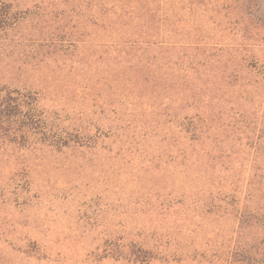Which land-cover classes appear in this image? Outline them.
<instances>
[{
  "label": "rangeland",
  "instance_id": "1",
  "mask_svg": "<svg viewBox=\"0 0 264 264\" xmlns=\"http://www.w3.org/2000/svg\"><path fill=\"white\" fill-rule=\"evenodd\" d=\"M4 1L28 12L17 31L26 33L34 27V38L46 40L35 39L20 53L8 50L0 64V88L17 89L12 96L24 103L21 113L12 107L3 113L0 131V264H228L237 225L234 217L214 211L191 221L190 225L204 221L199 234L200 229L178 234L180 227L185 228L181 220L168 228L158 213H147L148 203L141 198L146 193L156 208L162 200L163 206L174 199L186 204L197 200L195 193L203 187L198 183L194 190L186 181L179 182L178 159H170L179 150L173 140L175 115L185 103L174 97L168 100L172 91L154 87L146 67L122 62L112 46L115 1ZM142 1L144 5L147 0ZM181 1L184 9H175L168 22L162 24L161 4L159 15L142 17L141 23L153 25L152 30L143 26V31L160 33L141 39L148 47L145 59L163 55L175 61L184 51L171 45L192 41L184 35L183 24L175 21L188 10L186 1ZM207 1V33L226 54L215 70L218 77L223 74L226 85L230 83L232 99L243 96L234 105L238 112L234 122L220 129L218 137L236 147L247 145L249 159L254 149L248 145H257L255 168L251 171L250 162L243 161L247 164L236 171L234 180L240 187L235 199L250 211L263 207L260 213H264V0ZM162 41L169 47L164 53ZM195 104L190 113L201 105ZM12 114L15 120H10ZM153 130L161 136L149 139ZM122 133L130 144L118 143ZM164 134L171 135L170 143L163 141ZM118 146L127 148L121 157L102 152L105 147L114 154ZM141 147L149 154H141ZM217 169L222 174L213 175L212 189L223 196L229 192L222 183L226 173L221 166ZM248 181L263 185L252 202L246 201ZM155 193L161 198L156 199ZM207 197L208 193H200V201ZM221 206L228 207L225 202ZM250 230L240 237L243 245L252 243ZM239 258L244 264L248 261Z\"/></svg>",
  "mask_w": 264,
  "mask_h": 264
},
{
  "label": "trees",
  "instance_id": "2",
  "mask_svg": "<svg viewBox=\"0 0 264 264\" xmlns=\"http://www.w3.org/2000/svg\"><path fill=\"white\" fill-rule=\"evenodd\" d=\"M114 1L111 8L118 9V11H113L117 20L114 21L115 26L111 28V30L114 31L112 33L110 31L109 35V39H111L113 43L112 46L115 47L114 50L118 51L117 55L122 62L133 63L132 65H140L143 68L146 67L151 74V76H148L149 79L155 81L153 84L154 87H160V91H172L173 95L169 97L168 100L171 101L174 97L175 101L185 103L183 104L184 106H180L175 115L177 119V131L175 135L176 138L173 140L178 144L179 150L171 153L170 156L172 158L170 159H178L175 163V168L177 170V180H179V182L186 181L185 185L194 190V185L197 186L198 183H201L203 187L200 188L201 191L195 193V195L198 196L197 200H190L186 204L182 200L178 199L175 201L174 199L172 202L167 203L166 206H163L164 203L162 202L164 201L162 200L156 208H154L151 202L152 195L146 193L147 195L141 196V198H146L145 201L148 203L147 213H158L162 217L161 221H166L165 224L168 228L170 224H175L177 221L181 220L185 228L180 227L177 232L178 234H181L184 230L194 233L200 229L197 232V234H199V232L203 231L202 224L204 221H198L194 225H190L191 221L203 220L206 216L214 213V211L219 212L222 210V214H227L237 220L236 229L233 230L234 236L231 237L232 246L229 250L228 264H244V259L242 261V259L239 258L242 256L248 260L246 264H264V236L261 237L260 235H264V213H260L263 207H254V211H250L246 206H240L235 199V193L238 192L240 187V181L238 180L236 182L234 180L238 175L236 171L239 167L242 168L241 165L247 164L243 163V161L250 162L248 168H250L251 171L252 168H255L257 163V156L255 154L257 145H248L250 148L254 149L253 156L249 159L245 156L247 153V145L239 144L236 147L235 145L225 143V140L218 137V131L220 129L223 130L234 122L238 114V112L235 111L234 105H236V102L240 101L239 98H243V96L238 95L236 99H232L233 91L228 87L230 83L226 85L224 83L223 74L220 73L218 77V72L215 70L218 64L225 61L226 54H224V48L212 44L207 33L208 17L206 3L208 1L185 0V3L188 4L187 13L182 19H176L175 21L176 23L183 24V29L187 30L184 35H188V38H191L192 41H187V44L171 45L172 47L178 46L184 51L182 56L175 59V61H172V56L166 58L163 55L154 58V60L145 59L148 47L142 46L144 40L141 39L143 36L160 37V33L157 32L152 34L143 31V26L146 27L147 30H152L153 25L152 23L149 25L143 22L141 23V19L143 16L148 15V13L159 15L161 4L163 6L162 24L165 21L168 22V19L176 13L175 9H184L183 6H180L184 1L161 0L159 3L155 0H147L144 5L142 0ZM168 5L170 6L167 7ZM170 7H173V9ZM27 13V11H19L13 4L7 1L0 0V64L7 56L8 50H19L37 42L35 40L37 38H34L33 34L34 27H32L33 30H29L26 33H23L22 30L17 31V28L24 23L22 22L23 19L27 18ZM43 22H45V20ZM101 27H103V25H101ZM129 28L134 29L135 32L127 33L126 31ZM138 29L143 32H138ZM123 38H126V40L122 41ZM40 40H46V38H39L38 41ZM162 43L160 48H162V53H164L168 51L169 47L164 44L163 41ZM125 47L132 49L134 54L132 56L129 55ZM185 51H190L191 53L188 54ZM20 52L19 50V53ZM164 57L166 59H164ZM142 58L145 61L143 63ZM129 68H131V66H129ZM149 79L146 78V82L150 83ZM127 82L132 83V79L127 78ZM256 83L258 82L255 81L253 84L251 83L250 86L254 87ZM262 86L264 88V83H262ZM15 90L17 89L5 90L0 88V131H3L2 124H4L3 121H5V114L3 113H6L11 107L15 110L14 112H23L24 103L22 99L20 97L13 98L12 96ZM215 92H217L219 96L214 95ZM153 95L159 97L158 93H154ZM225 96L231 99H227ZM189 100H191L192 103H190L191 101ZM199 102L201 105L198 107V111L190 113V109L194 110L193 105ZM216 104L219 106L218 111H214ZM162 113L163 115L165 114L164 112ZM155 115L160 116L162 114L156 112ZM14 117H16L15 114L10 115V120H15ZM214 122H216V125H213ZM151 124L152 123H150V125ZM110 128V130H112V127ZM154 131L155 130L150 133L149 139L161 136L160 132ZM162 139L170 143L169 141L172 137L171 135L164 134ZM117 141L119 144H130L128 135L125 133L119 135ZM234 147L237 148L236 151L233 150ZM103 148L102 152L104 154L114 156V158L121 157L127 150L126 147L118 146V152L113 154V149ZM145 152L144 147H141L140 153L149 154ZM225 161H227L226 164ZM224 165L226 166L224 167ZM219 166H221V168L223 167L226 173V176L222 179V183L224 182L223 187L229 191L223 196L220 195L219 190L214 193L212 189L215 187L213 175H215L216 172L222 174L220 172L221 169H217ZM252 176L254 179L255 173H252ZM133 181L139 184L138 180L133 179ZM256 184L257 183H254V181L247 182L246 201H254L257 196L256 193L262 192L263 185H261V182H258V185ZM199 192L201 194L208 193L207 199H202L200 201ZM181 194L182 199H185L186 194ZM154 196L156 199L161 198L159 193H155ZM225 198L229 200L226 201ZM221 202H225L228 207L221 206ZM180 204H185V207H177ZM248 227L253 229V231L250 230L252 243L243 245L240 242V237H244L247 234L246 230ZM195 228L197 230H194ZM259 231L261 233L256 236L255 232Z\"/></svg>",
  "mask_w": 264,
  "mask_h": 264
}]
</instances>
